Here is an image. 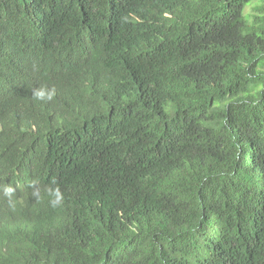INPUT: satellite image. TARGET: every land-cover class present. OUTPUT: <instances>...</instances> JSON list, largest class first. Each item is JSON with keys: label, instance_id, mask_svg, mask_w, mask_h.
<instances>
[{"label": "trees", "instance_id": "obj_1", "mask_svg": "<svg viewBox=\"0 0 264 264\" xmlns=\"http://www.w3.org/2000/svg\"><path fill=\"white\" fill-rule=\"evenodd\" d=\"M140 1L0 0V60H11L0 70V184L27 201L0 199V264H264V0H179L159 47L126 46L138 81L129 109L107 116L66 59L94 37L82 17L93 26ZM38 8L73 26L75 46L50 50L40 85L56 96L20 116L2 104L33 41L24 17ZM71 143H85L89 169L50 168ZM53 178L61 207L30 194Z\"/></svg>", "mask_w": 264, "mask_h": 264}, {"label": "clouds", "instance_id": "obj_2", "mask_svg": "<svg viewBox=\"0 0 264 264\" xmlns=\"http://www.w3.org/2000/svg\"><path fill=\"white\" fill-rule=\"evenodd\" d=\"M150 0H141L136 8H126L125 6L113 5L104 10L101 21L90 26V17H82L84 25L95 31L93 39L89 40L82 49L76 52L75 56L66 59L67 62H75L76 77L78 82L93 91L99 99L104 100L102 113H110L119 110L117 103L128 107V96L134 91V84L137 76L135 71H127V45L133 44L132 54L135 55L139 49H149L159 47L157 30L161 32L168 28L169 23L177 19L180 13L179 0H159L158 4L150 5ZM26 6H30L25 3ZM23 14H26L23 12ZM60 15V13H59ZM31 15L24 17V31L29 28L32 38L31 43H26L25 57H22L21 67L17 70L15 79H6L9 88L4 107L15 108L17 115L22 105L33 106L38 101L48 103L56 96L55 87L40 85L43 73L46 71L44 58L51 49L56 51L70 49L75 46L72 37L73 26L69 25L60 15V20L51 8L36 9V16L32 20ZM34 50L37 51L38 58L31 59ZM11 60L8 55H1L0 70L5 73ZM23 87L22 96L16 97V89ZM35 101H31V99ZM19 99V100H18ZM18 101V102H17ZM77 108L73 106L72 112ZM28 114V112H27ZM26 114V116H27ZM21 116V115H20ZM25 116V117H26ZM72 114L69 115V119ZM84 120L81 123H85ZM105 126L107 123L105 122ZM51 130H55L54 128ZM39 128H33V133ZM44 130L42 129V132ZM71 143L69 147H57L55 156L48 158L47 165L50 168H61L66 164L71 171L80 169L82 172L89 169L86 162L85 143L81 149H73ZM31 196L35 200L47 197L51 207H61L64 202L63 193L57 181L53 178L49 184L41 187L38 181L29 184ZM0 199H4L9 207H14L16 200L26 203L19 194L17 186H13L6 181L0 184ZM100 199L92 200L93 205H100Z\"/></svg>", "mask_w": 264, "mask_h": 264}, {"label": "rangeland", "instance_id": "obj_3", "mask_svg": "<svg viewBox=\"0 0 264 264\" xmlns=\"http://www.w3.org/2000/svg\"><path fill=\"white\" fill-rule=\"evenodd\" d=\"M247 11L251 12V9L248 7V8H247Z\"/></svg>", "mask_w": 264, "mask_h": 264}]
</instances>
